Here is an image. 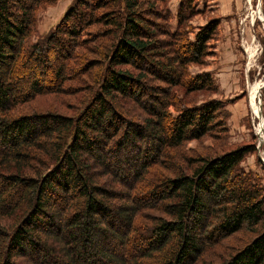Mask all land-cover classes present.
Returning a JSON list of instances; mask_svg holds the SVG:
<instances>
[{
  "label": "trees",
  "instance_id": "16d2710c",
  "mask_svg": "<svg viewBox=\"0 0 264 264\" xmlns=\"http://www.w3.org/2000/svg\"><path fill=\"white\" fill-rule=\"evenodd\" d=\"M57 1L0 0V264H264L255 145L219 151L223 101L187 98L217 93L190 66L221 17L190 37L197 0H72L32 41Z\"/></svg>",
  "mask_w": 264,
  "mask_h": 264
},
{
  "label": "rangeland",
  "instance_id": "374dc122",
  "mask_svg": "<svg viewBox=\"0 0 264 264\" xmlns=\"http://www.w3.org/2000/svg\"><path fill=\"white\" fill-rule=\"evenodd\" d=\"M179 1L169 0L168 5L172 12L176 11ZM71 2L72 0H59L53 6L41 11L37 35L33 36L32 41L44 37L63 16ZM13 6L15 8V5ZM212 6L207 3V0H197V8L209 10V14L205 11L191 20L194 31H191L190 37L194 36L193 33L197 31L198 27L204 25L208 19L214 16L210 12L213 11ZM52 7H55V10L50 12ZM241 11L240 16L244 20L236 21L237 38H235L239 60L226 62L231 67L224 66L220 43L228 33L224 34L226 31H222L223 21L220 20L217 37L210 42V49L213 54L206 58V63L203 66H190V72L194 74L200 71L211 72L217 85V93L194 92L188 94L187 98L191 102H200L212 96L223 101L224 110L227 114L225 120L227 130L219 133L221 138L215 139V148L217 147L220 151V149L227 150L242 145H255V149L246 154L240 166L252 177H255L256 182L264 188V2L262 0H246ZM244 28L246 30L242 31ZM219 40H221L220 43H216ZM56 60L55 58L54 65L56 62L57 65L59 64V61ZM155 79L150 76L147 81L151 84H158L159 82ZM73 85L79 87L78 82ZM255 85L258 86V89L256 95L253 96ZM74 94L75 96L71 97L66 95L40 97L37 102L35 101V105L39 109L45 107L44 110L53 111L58 108V111L67 112L69 110L68 104L62 99L72 100L82 96L84 92L79 94L75 92ZM30 109L29 107L26 108L25 112H29ZM15 111L18 114L21 112L18 108ZM211 143L212 139L207 137L199 144L196 141L187 143V148L196 149L199 145L204 147ZM92 168L94 171L97 170L94 165Z\"/></svg>",
  "mask_w": 264,
  "mask_h": 264
},
{
  "label": "crops",
  "instance_id": "0c3cea01",
  "mask_svg": "<svg viewBox=\"0 0 264 264\" xmlns=\"http://www.w3.org/2000/svg\"><path fill=\"white\" fill-rule=\"evenodd\" d=\"M262 1L264 2V0ZM244 2H246V0H207V3L209 5H213V13L219 15L221 17V21H223V24L221 25L222 31H226L224 32V34L228 33L223 40L221 38V43V40L216 42L220 43L225 67H231L228 63H226L230 60H239V55L237 54V45L235 41V38H237L236 21L238 22V20H242L240 13L244 8ZM54 10L55 7H52L50 12Z\"/></svg>",
  "mask_w": 264,
  "mask_h": 264
},
{
  "label": "bare ground",
  "instance_id": "6f19581e",
  "mask_svg": "<svg viewBox=\"0 0 264 264\" xmlns=\"http://www.w3.org/2000/svg\"><path fill=\"white\" fill-rule=\"evenodd\" d=\"M257 89H258V86L255 85V86L253 87V93H252L253 96L256 95ZM255 114H256V113H255ZM255 114H254V115H255Z\"/></svg>",
  "mask_w": 264,
  "mask_h": 264
},
{
  "label": "built area",
  "instance_id": "2783aa9c",
  "mask_svg": "<svg viewBox=\"0 0 264 264\" xmlns=\"http://www.w3.org/2000/svg\"><path fill=\"white\" fill-rule=\"evenodd\" d=\"M242 20H244L243 18H242ZM244 30H246L245 28L244 29H242V31H244ZM248 57H249V55H248Z\"/></svg>",
  "mask_w": 264,
  "mask_h": 264
}]
</instances>
